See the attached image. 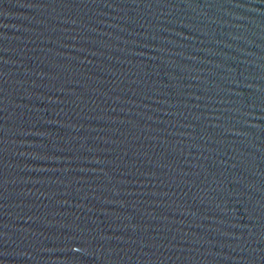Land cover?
<instances>
[{"label":"water","instance_id":"water-1","mask_svg":"<svg viewBox=\"0 0 264 264\" xmlns=\"http://www.w3.org/2000/svg\"><path fill=\"white\" fill-rule=\"evenodd\" d=\"M0 264H264V0H0Z\"/></svg>","mask_w":264,"mask_h":264}]
</instances>
